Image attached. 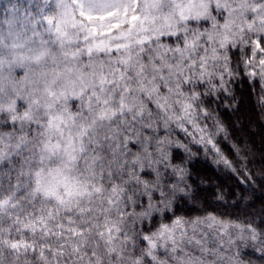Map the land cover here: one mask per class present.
I'll return each mask as SVG.
<instances>
[{
	"label": "snow or ice",
	"instance_id": "snow-or-ice-1",
	"mask_svg": "<svg viewBox=\"0 0 264 264\" xmlns=\"http://www.w3.org/2000/svg\"><path fill=\"white\" fill-rule=\"evenodd\" d=\"M243 82L260 85L264 107V0L0 3V264L264 253L254 220L177 214L202 191L192 146L239 175L216 109L238 111Z\"/></svg>",
	"mask_w": 264,
	"mask_h": 264
},
{
	"label": "trees",
	"instance_id": "trees-1",
	"mask_svg": "<svg viewBox=\"0 0 264 264\" xmlns=\"http://www.w3.org/2000/svg\"><path fill=\"white\" fill-rule=\"evenodd\" d=\"M261 95L258 83L253 89L250 82H243L236 89L238 111L223 105L217 107L228 132L226 138L223 134L221 136V148L239 175L217 164L200 146H192V151L197 155L188 166L189 183L193 190L198 186L202 191L197 199L190 200L188 204L181 202L177 214L203 215V210H207L244 222L254 220L255 227L264 229V185L260 181V177L264 176V150L260 145L262 142L264 144V107L258 103ZM225 101V105L231 103ZM237 147L239 152L236 151ZM242 164L251 173L255 192L242 183L245 178ZM242 259L247 264H264V255L252 247L243 250Z\"/></svg>",
	"mask_w": 264,
	"mask_h": 264
},
{
	"label": "rangeland",
	"instance_id": "rangeland-1",
	"mask_svg": "<svg viewBox=\"0 0 264 264\" xmlns=\"http://www.w3.org/2000/svg\"><path fill=\"white\" fill-rule=\"evenodd\" d=\"M2 2H6V0H0V3H2ZM225 102H228V100H226ZM221 136H222V134L216 138V142H217L218 147H219L220 150L222 151L221 144H220ZM182 138H183V137H182ZM185 142H187V141H185ZM260 145H261V148L264 150V144H263V142H262V144H260ZM197 146H198V145H197ZM222 152H223V151H222ZM207 154H209V155L215 160V162H216V160L218 159V158L216 157V155L214 154V152H212V151H209ZM223 154H224V153H223ZM217 164H218V163H217ZM221 165H223V164H221ZM259 254H263V255H264V253H262V252H260V251H259ZM245 264H247V263H245Z\"/></svg>",
	"mask_w": 264,
	"mask_h": 264
}]
</instances>
